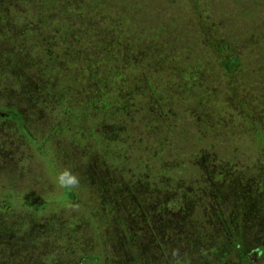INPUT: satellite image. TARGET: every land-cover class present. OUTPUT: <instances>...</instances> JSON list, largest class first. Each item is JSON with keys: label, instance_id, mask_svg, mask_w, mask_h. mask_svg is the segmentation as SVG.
Here are the masks:
<instances>
[{"label": "trees", "instance_id": "obj_1", "mask_svg": "<svg viewBox=\"0 0 264 264\" xmlns=\"http://www.w3.org/2000/svg\"><path fill=\"white\" fill-rule=\"evenodd\" d=\"M125 1L108 0L107 7L103 0H0V18L5 14L12 18L0 43L11 41L26 55V61L17 64L20 72L14 74L15 68L9 70L8 65L9 72L1 73L2 127L7 121L15 124L40 154L45 152L42 156L49 166L54 154L45 144L53 137L64 136L69 149L78 142L90 144L82 152L83 164L89 169L93 161L102 170L105 166L97 161L109 156L112 148H123L125 140H120L118 132L130 124L140 131L136 145L146 142L151 157L160 160L159 170L151 175L130 167L132 176L125 178L124 185H114L105 170L95 175L96 181L87 180L94 190L81 222L70 218L63 224H49L41 215L52 211L38 197L19 200L25 210L19 218L9 213L12 201H0V264H264V123H259L264 112L255 113L264 108V102L251 107L248 100H233L239 88L246 92L256 82L238 76L236 84L228 87L237 111L223 119L221 107L211 108L203 104V98L212 97L208 67L218 65L231 78L239 73L232 46L215 44L207 38L208 27L191 19L189 26L202 42L197 47L204 46L192 51L195 42L189 40L185 46L187 37L176 36L185 34L182 26L170 25L173 35L168 37L162 34L167 28L154 26V16L157 24L162 23L164 14L159 9L136 18L138 7L129 2L126 12L120 5ZM190 2L187 9L193 12L200 2ZM156 39L160 44L167 39L176 51L187 48L183 56H167L180 67L169 74L149 69L134 72L154 55ZM52 46L58 48L60 60ZM145 50L147 58L142 60ZM31 65L37 70L28 76L24 69ZM171 84L176 90L168 95ZM13 89L18 97L4 102ZM187 95L199 101L185 108L184 118L173 116L162 104L176 97L183 103ZM19 100L29 106V114L37 100L56 112L59 122L45 138L39 137L40 145H36V134L28 133L23 124L26 110L17 109ZM227 133L231 138L240 134L250 139L240 170L226 160L228 155L238 156L232 146L228 148L232 141ZM119 157L129 160L124 152ZM141 162L148 170L146 160L134 164ZM106 168L112 174L119 170L117 165ZM62 190L65 201L75 199L73 189ZM116 201L130 203L131 208L117 207L124 210V217L118 215ZM141 220L151 225L149 231L139 230ZM83 226L87 231L79 230Z\"/></svg>", "mask_w": 264, "mask_h": 264}, {"label": "rangeland", "instance_id": "obj_2", "mask_svg": "<svg viewBox=\"0 0 264 264\" xmlns=\"http://www.w3.org/2000/svg\"><path fill=\"white\" fill-rule=\"evenodd\" d=\"M94 1L101 3V0ZM132 1L134 5L136 4L135 6L138 7L137 13L134 14L136 18H140L143 14L151 16L152 13L150 11L154 8L159 9L160 13L164 14L162 16V23L160 22L157 24L155 19L157 16H154L153 21L156 29L157 27L158 29L163 27L164 30L167 28V33L162 32V34H165L166 36L171 37L173 35L172 33L170 34L169 31L170 25L173 27L182 26L185 30V34L177 33L176 36L180 37L181 35H184L187 37L185 42L186 44H184L185 46H189V40L190 43L195 42L194 44H191V46H195L191 47L193 49L192 51H201L204 46L197 47L202 42L200 37L193 31V27L189 26L191 19H194L195 23H198L197 19H199L201 20L200 22L206 26V28L208 27L207 38L215 44L218 43V45L220 44L222 46L223 44L228 43L229 46H232L233 53L240 62V69L238 70L240 74L237 73L234 78H231L224 71H221L218 65L213 66L214 68H212V66L208 67L209 75L207 81H209L211 87L210 94L212 97L210 98L206 95L207 97L203 98V104L206 102L211 108L216 106L219 110L221 107L223 119L225 117L228 118V115L235 114L237 109H235L230 102L231 99H233V96L228 87L233 84V82L236 84L238 76L243 77L244 75H246L247 81L252 79L256 83L251 84L250 87L246 89V92L239 88V90L235 92L233 100H240L239 98H242L243 100L238 101V103H245V101L248 100L249 102L247 104L251 107L252 105H258L264 102V86L262 85L264 84V65L259 66L260 64H264V0H196V3H200L199 5L196 4V9L193 12H190V10L187 9L189 7L191 8L190 0H126L125 4L120 5L124 7L126 12H128L129 10L126 5ZM103 2H105V5L108 7V0H103ZM3 6L5 7V4H3ZM5 8L7 9V7ZM25 11H29V8L25 7ZM7 12L9 13L8 10ZM115 12L116 11L113 9L112 15ZM0 13H3L1 8ZM5 15L3 16L4 18H0L1 37H6L4 36L6 34L3 31L9 26V23L12 20V18H5ZM6 33L8 34V32ZM180 41H183V37ZM0 44V77L2 76L1 73L3 69L7 71L6 69H8V65L9 70L13 71L15 68L13 71L14 74L20 72L17 64L21 65L25 62L26 55L22 52H18V45H14L11 41L3 42L2 40ZM136 44L142 45V43ZM153 44L154 55L148 57V59H146L144 64L141 66L135 67L134 72L138 71V73H141V71L143 72L149 69L151 71H163V74H169L170 71H175L180 67L176 64L175 60L173 62L172 59L167 56H173L175 54L183 56L181 53H184L187 48L183 47L181 52L176 51V48L167 42V39H163L162 44H160L158 39H156ZM57 49H53L52 46L54 56L60 60L61 57L59 58V50ZM188 54H186V56H188ZM141 58L142 60L147 58L146 50L143 52ZM247 60L251 61L250 63L252 64L247 62ZM85 61L87 63L89 62V59L87 58ZM245 65L250 66L249 70L246 71ZM120 67L124 66L120 65ZM36 70V67L33 65L30 67L25 66L24 69L28 76L35 74ZM8 72L9 71H7V73ZM254 77L256 79H254ZM171 82L175 84L174 77ZM248 83H251V80ZM168 89V95H170V91L174 92V90H176L172 84ZM15 94H17L15 89L10 90V93H8V96H10L9 99L5 97L2 100L4 102H8L10 99L14 100L15 97H18ZM213 98H215L216 103H214ZM40 101H36V108L31 106L30 110H33L34 113L32 112L30 114L28 113L29 106H27V104L20 103V100L15 102L17 109H20V111L23 109L26 110L25 115L27 119L23 121V124L25 125L28 133L36 134V139L38 141L36 145H40L39 137H44V134L50 131V128L55 125V122H59V120H57L58 117L55 116L56 112H52L50 110L52 106L49 105V107L48 104ZM193 101L198 102L199 100L198 98H192L191 100V97L187 95L182 100L183 103H180L176 97L167 101L170 102V104L165 103L164 101L162 104L170 108L173 116L181 119V116L182 118L185 116V108L192 104ZM184 104L185 107L183 106ZM251 110L252 108L249 109V111ZM258 112H264V108L255 110V113ZM263 120L259 123H264ZM14 125L9 121H7L6 125H3V127L0 124V201L6 200L7 203L12 201L9 213L10 215L12 213L14 217L16 216L19 218L20 214L25 211L19 204L20 199L25 197H38L42 203L44 202V206L50 208L52 211L51 213L48 212V210H44L41 215L43 219L48 218L47 222L49 224L57 222L63 224L70 218H74V220L81 222V217L84 216L86 209L91 202V191L94 190V187L91 188L93 183L90 185L87 180L93 179L96 181L98 178H96L95 175H98L100 171L105 170V175L113 179L112 181L114 182V185L118 186L120 183L124 185V182L126 181L125 178L132 176L130 170H128L130 167L136 169L138 173L148 175H151L155 170H159L160 168V160H156L151 157L152 151L147 148L148 144L146 142L142 140L144 143L136 145L137 137L140 135V131L136 130L132 126H129L130 124H126L128 125L127 129L124 128L118 132L120 140H125L122 143L123 148L121 149V147H118L120 151H115L114 148H112V152L109 151V153H111L109 156L103 158L101 161H97L102 163L101 165L105 166L102 170L95 167L98 164H94L93 161H91V165L88 166L89 169H86V165L83 164L85 160L82 158V152L85 149L89 150L90 144L86 145L85 142H78L77 147L69 149L66 147L68 140L64 139V136L53 137L51 141H48L47 145L45 144L46 149L54 154V157L50 156V160H54L53 165H47V162L42 156L45 155V152L40 154L34 147L35 145L33 146L27 138L22 137L20 129L14 128ZM245 130L247 129L245 128ZM193 131H197L196 128ZM227 135L232 141L228 148L231 149L233 147V154L235 156L237 154L238 156L234 159L231 158V155H228L226 160L231 161V165H234L235 171L240 170L243 165V162L241 161L244 159V155L242 153L248 147L250 139L240 134H234L232 135V138L229 133H227ZM48 136L49 135H47V138ZM33 138H35V136H33ZM218 141L219 139H217V142ZM45 146L43 145L42 149H44ZM219 148L221 149V147ZM123 152L125 156L129 158L128 161L130 162L123 161V159L119 157ZM137 160H146V164H148L149 167H147L148 170H146V165L143 162L140 164H134ZM153 163H159V165H152V167H150V164ZM106 165H117V168H119L118 173L112 174V172L107 170L108 168H106ZM65 169L70 171L73 175H76L80 181L79 187L73 188L75 199L69 202L63 199L64 191L59 187L57 182V176ZM127 171H129L128 174H126ZM85 175L86 177H84ZM101 180L102 179L99 181ZM155 182L156 181L154 180L151 183L155 184ZM160 191L163 192V190ZM64 201L67 203L66 206L64 205ZM114 206H116V208L120 206L131 208L129 202L124 204L116 201ZM117 211L118 215L124 217L122 215V212L124 211L122 208H117ZM141 221L142 226H140L139 230L141 229V231H143L144 228V231H149V227L151 225L148 223L145 224L143 220ZM79 230L87 231L85 226L79 228ZM156 255L160 256V252L157 251Z\"/></svg>", "mask_w": 264, "mask_h": 264}, {"label": "clouds", "instance_id": "obj_3", "mask_svg": "<svg viewBox=\"0 0 264 264\" xmlns=\"http://www.w3.org/2000/svg\"><path fill=\"white\" fill-rule=\"evenodd\" d=\"M57 182L60 188L62 189H73L79 187V178L76 175H73L70 171L65 169L57 176ZM174 255L178 254V250L173 253Z\"/></svg>", "mask_w": 264, "mask_h": 264}]
</instances>
